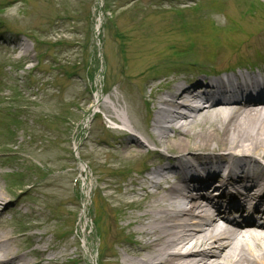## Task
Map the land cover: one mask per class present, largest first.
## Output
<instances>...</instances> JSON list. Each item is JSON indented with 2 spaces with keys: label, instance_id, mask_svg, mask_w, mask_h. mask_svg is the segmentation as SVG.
<instances>
[{
  "label": "rangeland",
  "instance_id": "374dc122",
  "mask_svg": "<svg viewBox=\"0 0 264 264\" xmlns=\"http://www.w3.org/2000/svg\"><path fill=\"white\" fill-rule=\"evenodd\" d=\"M216 1L191 0L189 7L195 8L177 12L182 8L166 0H0V190L13 200L0 214V226L21 234L45 232L43 246L48 250L45 257L33 254V260L42 259L36 264H80V255L95 264L92 250L99 241V222V235L108 246L105 259L101 252L95 258L99 264L111 261L123 236L117 230L109 236L104 221L111 216L94 193L90 196L108 179L120 183L131 166L105 168L95 162L94 142L110 141L118 131L103 112L93 118L96 102L100 97L110 102L108 92H114L126 102L127 117L128 97L140 90L147 96L165 71V78L170 77L172 67L194 59L193 53L176 55L172 48L152 56L151 49L228 47L226 42H210L209 26L222 25L221 12L239 16L247 7L241 8L239 0L223 6ZM262 2L255 4L261 7ZM99 16L102 25L96 35ZM246 25L251 37L264 31V24ZM230 29L225 31L236 36ZM161 81L160 88H167ZM151 155L146 156L149 162L158 159ZM86 202L88 214L94 210L89 217L83 216ZM118 210L111 212L113 219ZM28 241L17 246L26 247Z\"/></svg>",
  "mask_w": 264,
  "mask_h": 264
},
{
  "label": "bare ground",
  "instance_id": "6f19581e",
  "mask_svg": "<svg viewBox=\"0 0 264 264\" xmlns=\"http://www.w3.org/2000/svg\"><path fill=\"white\" fill-rule=\"evenodd\" d=\"M257 39L264 49V37ZM258 74L247 69L212 78L175 76L165 89L128 97L127 117L126 102L114 92H108L110 102L98 98V111L123 130L94 142L97 164L127 167L150 151L158 154L139 173L94 188L111 216L105 222L110 237L116 230L123 236L105 262L264 264V70ZM173 144L176 151H170ZM216 166L226 174L211 183ZM12 202L0 190V214ZM44 234L0 226V264L40 263L37 257L48 250ZM23 239L28 245L18 247ZM85 261L80 255V264Z\"/></svg>",
  "mask_w": 264,
  "mask_h": 264
}]
</instances>
